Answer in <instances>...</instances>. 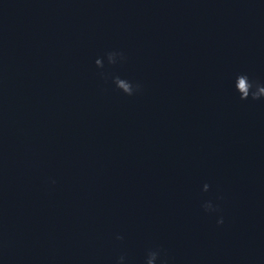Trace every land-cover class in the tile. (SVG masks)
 <instances>
[{
    "label": "water",
    "instance_id": "95a60500",
    "mask_svg": "<svg viewBox=\"0 0 264 264\" xmlns=\"http://www.w3.org/2000/svg\"><path fill=\"white\" fill-rule=\"evenodd\" d=\"M242 74L264 86V0H0V264H264Z\"/></svg>",
    "mask_w": 264,
    "mask_h": 264
},
{
    "label": "clouds",
    "instance_id": "9594fccd",
    "mask_svg": "<svg viewBox=\"0 0 264 264\" xmlns=\"http://www.w3.org/2000/svg\"><path fill=\"white\" fill-rule=\"evenodd\" d=\"M106 57L109 65H115L117 63L118 57L121 61L125 59L122 53L116 52H109L106 54ZM95 64L99 69H103L104 67L102 59H97ZM113 83L118 90L127 96H132L141 90V85H133L130 81L122 79L119 76L113 79ZM235 89L238 92L241 101H247L249 98H251L252 101L264 100V86H261V84L256 81H251L247 75L242 74L237 76L235 81ZM203 191H209L208 184L203 186ZM202 208L206 213L209 214L219 211V208L214 206L210 201L204 202L202 204ZM223 223V218L217 221L218 225H222ZM116 239L123 240V237L117 236ZM158 260L160 261V264H168L166 254L163 253L162 249L150 250L147 253L145 264H156ZM125 261L126 256L121 255L116 261V264H125Z\"/></svg>",
    "mask_w": 264,
    "mask_h": 264
}]
</instances>
